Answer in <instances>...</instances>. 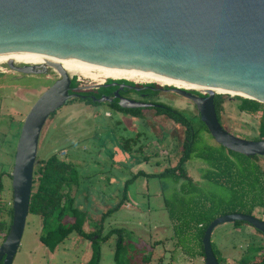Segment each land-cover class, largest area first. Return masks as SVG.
<instances>
[{"label":"water","instance_id":"obj_1","mask_svg":"<svg viewBox=\"0 0 264 264\" xmlns=\"http://www.w3.org/2000/svg\"><path fill=\"white\" fill-rule=\"evenodd\" d=\"M0 64L25 75L50 69L58 77L25 115L15 145L11 221L0 244V264H11L24 230L40 130L71 97L65 71L178 80L264 105V0H0ZM174 91L192 102L216 144L264 157V139L244 140L221 127L212 103L218 93ZM233 222L264 237V222L252 216L217 217L201 237L203 264H217L212 230Z\"/></svg>","mask_w":264,"mask_h":264},{"label":"rangeland","instance_id":"obj_2","mask_svg":"<svg viewBox=\"0 0 264 264\" xmlns=\"http://www.w3.org/2000/svg\"><path fill=\"white\" fill-rule=\"evenodd\" d=\"M72 77L76 78L79 86L104 80L93 82L77 75ZM54 78L50 71L45 77L14 74L7 70L5 64H0L2 203L11 204L9 175L23 119L36 97L52 84ZM218 95L224 96L221 127L238 138L257 140V114L249 116L239 112L235 96ZM77 108L69 116L64 115V123H61L63 117L56 122L51 119L45 123L41 131L43 135L38 137L35 160H45L55 153L73 167L78 177L73 205L90 216L89 227L83 230L92 232L99 226L101 213L112 209L119 201L122 184L126 180L137 171L155 174L166 167L167 158H172L174 149L181 143L182 130L171 121L157 120L145 124L126 122V132H123L114 117ZM185 109L187 112L182 113L191 120L195 133L193 152L184 165L187 178L138 176L127 184L124 203L103 219L101 236L112 229L122 230L124 245L120 264H203V259L198 257L197 224L211 216L217 218L231 214L234 210L230 207L233 204L231 192L205 179L208 163L197 156L207 149L217 148L218 144L202 128L196 119V111L188 104ZM126 139L130 141L123 142ZM124 144L133 150L129 153L117 149L112 152L101 150V147L120 148ZM138 146L141 148L137 151ZM154 153L156 155H152ZM258 164L263 167L264 159H259ZM95 192L98 195L91 198ZM260 212L256 207L252 216L263 220ZM40 233L39 218L27 215L12 264H86L90 256L87 242L71 234L56 246L51 255L39 243ZM115 240L116 236H111L100 244L98 264H115ZM210 243L227 262H232L243 254L247 245H264V239L249 226L235 228L231 223H224L212 230ZM85 251L89 256L84 261Z\"/></svg>","mask_w":264,"mask_h":264},{"label":"trees","instance_id":"obj_3","mask_svg":"<svg viewBox=\"0 0 264 264\" xmlns=\"http://www.w3.org/2000/svg\"><path fill=\"white\" fill-rule=\"evenodd\" d=\"M76 83L75 77H73L70 84L75 86ZM234 100L237 102L236 109L239 112L249 116L257 114L256 139H264V105L236 96ZM223 102V95H214L212 103L218 122H220ZM161 114L181 128V143L174 149L172 158H167L164 169L155 174H145L138 171L130 179L126 180L123 183L119 201L112 209L101 213L98 221L99 226L95 227L92 232H85L83 230V224L87 220V215L84 211L77 209L73 205V195L78 187V177L73 167L59 159L55 153H52L45 160L34 161L27 215H34L39 218L41 233L38 241L50 254L54 252L56 246L64 239L71 234H75L79 239L88 243L90 256L86 264H98L100 260V244L106 242L111 236H116L113 261L115 264H120L121 251L124 245L122 230L112 229L104 236H101V225L103 219L112 211L119 208L126 200L127 184L138 176L146 178H161L165 176H175L177 179L187 178L184 165L193 152L195 141L192 122L188 117L178 112L164 111ZM200 124L207 131L203 124ZM197 156L202 161L208 163L209 169L206 171L205 179L228 190L233 195V204L230 207L234 208V210L230 212L231 214L252 216L253 210L257 207L261 210L260 213L263 216V220L261 221L264 222V166L262 167L258 164L259 158L257 156L244 157L230 152L220 145L217 148L207 149ZM214 218L213 216L208 217L202 223L197 224L198 257L201 259H203L201 237L207 225ZM10 221V204L0 201L1 241H3L8 231ZM231 225L235 228L242 225L248 226L243 222H233ZM255 233L264 239L259 232L255 231ZM210 248L217 264H264V245L259 243L247 245L243 254L239 258L233 259L232 262H227L220 252L213 248L211 243ZM142 263H144V260Z\"/></svg>","mask_w":264,"mask_h":264},{"label":"flooded vegetation","instance_id":"obj_4","mask_svg":"<svg viewBox=\"0 0 264 264\" xmlns=\"http://www.w3.org/2000/svg\"><path fill=\"white\" fill-rule=\"evenodd\" d=\"M49 71L50 73H53L55 75V78L51 81V83H53L58 78L54 70L46 69L45 74L38 76L45 77ZM12 73L18 74L15 72ZM72 78L73 77L70 76V82ZM175 88L177 87L160 85V83L156 81L143 83L123 79H104L101 82L92 83L87 86H79L78 83H76L75 86L69 84L67 94L71 97L59 109L48 116L40 130L39 135L42 133L41 131L47 121L52 119L54 120V122H56L57 119L63 117L61 123H64V115L67 114L69 116V114L75 111V108L77 107V109L79 110L90 111V113L93 114L103 113V115L106 117H114L115 122L121 126L123 132H126L124 124L129 121L136 122L138 124H145L157 120L169 121L161 114V112L164 111L178 112L179 114L183 115L182 112H187V110L185 109L187 104L191 106L194 111H196L195 106L192 104V102L189 101L185 96L179 94L178 92H175ZM180 89L195 97L205 96L197 91H187V89L183 88ZM43 91L44 90H42L41 93ZM100 98L103 100L102 103L97 102V100H99ZM119 100H121L123 104L131 107L121 108L118 104ZM146 105L148 107H145ZM128 141L130 140L126 139L123 142ZM101 148L99 149L104 150L105 152H112L117 149L122 153H129L131 152V150H133L132 147H127L126 144L122 145V147L120 148H115L113 146ZM136 148L137 149L135 150L138 151L141 146H138ZM258 158L264 159V157Z\"/></svg>","mask_w":264,"mask_h":264},{"label":"bare ground","instance_id":"obj_5","mask_svg":"<svg viewBox=\"0 0 264 264\" xmlns=\"http://www.w3.org/2000/svg\"><path fill=\"white\" fill-rule=\"evenodd\" d=\"M68 75L72 76V74L83 77V78H87L93 82L97 81L98 79H123V80H128V81H136V82H149L152 80H157L160 85L163 86H175V87H179V88H183V89H189V90H198V91H211V92H215L218 94H228L230 96H233L234 94L232 93H226L223 90L217 89V88H213V87H209V86H200V85H194V84H189L183 81H178V80H170V79H163V78H156V77H121V78H117V77H111V76H106V75H100V74H95V73H86V72H77V71H65Z\"/></svg>","mask_w":264,"mask_h":264},{"label":"crops","instance_id":"obj_6","mask_svg":"<svg viewBox=\"0 0 264 264\" xmlns=\"http://www.w3.org/2000/svg\"><path fill=\"white\" fill-rule=\"evenodd\" d=\"M66 154H64V156H65ZM138 172V171H137ZM136 172V173H137ZM122 187H123V184H122ZM96 194L98 195V192H95V193H93L92 195H91V198L92 197H95L96 196ZM120 196H121V194H120ZM119 199H120V197H119ZM76 208L77 209H79V207H77L76 206ZM88 222H91V218H90V216H87V220L85 221V223L83 224V229L85 230V228H87V227H89V225H88ZM94 223H96V222H94ZM93 228V227H92ZM93 230H94V228H93ZM84 243H85V241H83ZM88 248H89V246H88ZM52 255V254H51ZM85 258H84V261L87 259V257L89 256L88 255V253H87V251H85ZM89 259V258H88ZM88 261V260H87ZM86 261V262H87ZM11 264H12V262H11Z\"/></svg>","mask_w":264,"mask_h":264}]
</instances>
